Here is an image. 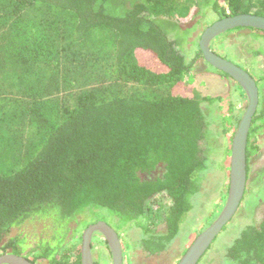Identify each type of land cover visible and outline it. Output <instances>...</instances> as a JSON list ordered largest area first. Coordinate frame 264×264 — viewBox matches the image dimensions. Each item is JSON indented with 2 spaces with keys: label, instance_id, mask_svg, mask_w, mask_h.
<instances>
[{
  "label": "trees",
  "instance_id": "trees-1",
  "mask_svg": "<svg viewBox=\"0 0 264 264\" xmlns=\"http://www.w3.org/2000/svg\"><path fill=\"white\" fill-rule=\"evenodd\" d=\"M195 10L214 14L206 29L230 16L264 17V0H0V256L81 264L82 234L104 216L122 246V226L141 229L142 252L154 256L179 235L202 189L215 124L225 143L223 167L217 166L229 172L225 141L232 142L241 120L234 98L246 96L215 69L231 81L229 94L196 98L190 92L196 65L208 63L199 49L185 56L162 20L182 22ZM238 32L255 36L253 57L264 56V31L239 28L217 39ZM240 67L259 89L249 171L256 135L264 132V68ZM205 101L218 104L215 124ZM159 167L162 177L141 178ZM151 205L162 219L148 225ZM157 220L159 235L150 230ZM30 221L40 227L9 237ZM243 251L245 264H264V223L245 230L230 254L239 259Z\"/></svg>",
  "mask_w": 264,
  "mask_h": 264
},
{
  "label": "rangeland",
  "instance_id": "rangeland-1",
  "mask_svg": "<svg viewBox=\"0 0 264 264\" xmlns=\"http://www.w3.org/2000/svg\"><path fill=\"white\" fill-rule=\"evenodd\" d=\"M192 13V15L190 14L189 17L182 22L177 20V17L162 19L169 24L171 39L178 40V49L188 58H193L195 50L199 49L200 37L205 30V26L211 20H215L214 14L210 16L208 13H205L206 16H204L201 11L199 14L196 13V10ZM250 35L251 34L246 32L230 33L225 39H216L212 44V49L222 57H228V59L237 62L246 69H252L254 67L258 72L260 69L264 68V56L260 55L256 58L253 57V49H259L260 45L257 41L253 42L254 39H252V37L255 36L251 37ZM208 66L203 59L199 60L194 71V79L190 86V92L199 99L206 96L218 97L228 95L232 86L231 81L223 82L215 69L209 64ZM227 84L229 86H226ZM234 100L235 107L237 110L241 111L240 116L242 118L247 107V99L245 97L239 98V96H235ZM202 108L205 113L209 114V120H211L212 123L215 122L214 120L220 114L218 104L205 101L202 103ZM226 110L228 111V109ZM222 112H224V110ZM215 125L210 127V132L213 136L209 139L210 143L207 147L209 169L201 175L202 189L191 198L192 210L188 214L181 232L168 245L164 252L149 256L142 252L141 245L145 235L142 233L141 229L128 225L122 226L120 234L124 243V246H122L124 264H178L195 239L216 220L213 218H216L218 214L221 213L228 197L229 172L217 166L218 164L220 167H223L222 163L224 161L222 157L225 143L222 137L218 135V129ZM256 139L258 152L250 159V179L247 181L246 187L248 191L241 205V210L226 234L221 236L216 243L212 244V248L209 249V253L207 252L204 255L203 261H200V264L230 263L229 260H227L228 263L224 260V255L235 239V231H239L247 225H258L264 220L262 219L264 217V132L257 133ZM225 142L230 146L232 144L229 140ZM163 174V167H159L152 174L142 175L141 178L143 180H151L162 177ZM221 186L223 188H221ZM224 186H227L228 189ZM158 200L162 202L161 204L163 207H168L170 205L165 195L159 196ZM150 209L148 213V225L152 224L155 219H162L161 216L152 215L154 213L153 205L150 206ZM103 218L106 223L114 228L110 218L108 219L106 216ZM40 223V221L27 222L20 229L14 228L9 237L16 236L18 233L24 231L30 232L32 228L40 227ZM154 223L155 225L152 226L150 230H154V233L158 235L161 234L162 221L157 220ZM96 236L98 237L95 240V249L92 251L94 261H99L100 264H112V255L104 244L103 237L99 234H96ZM8 239L9 238L5 239L1 245L5 244ZM107 255H110V257L108 256L109 260L105 261V256Z\"/></svg>",
  "mask_w": 264,
  "mask_h": 264
},
{
  "label": "water",
  "instance_id": "water-1",
  "mask_svg": "<svg viewBox=\"0 0 264 264\" xmlns=\"http://www.w3.org/2000/svg\"><path fill=\"white\" fill-rule=\"evenodd\" d=\"M256 29L264 31V17L255 14H241L216 21L206 28L199 41V50L204 60L214 69L231 77L244 92L247 107L235 131L229 158V190L227 201L218 218L205 229L189 247L178 264H198L223 229L236 215L248 181L247 146L253 117L259 106V89L256 80L244 68L217 54L213 42L235 29ZM95 234L103 237L112 255V264H123V249L117 231L104 221L88 226L82 234L81 264H94L92 242ZM0 264H32L27 258L11 253L0 256Z\"/></svg>",
  "mask_w": 264,
  "mask_h": 264
},
{
  "label": "flooded vegetation",
  "instance_id": "flooded-vegetation-1",
  "mask_svg": "<svg viewBox=\"0 0 264 264\" xmlns=\"http://www.w3.org/2000/svg\"><path fill=\"white\" fill-rule=\"evenodd\" d=\"M250 179V176H249V171H248V180ZM247 189H246V191H245V194H244V198H243V201L241 202V205H242V203L244 202V200H245V197H246V193H247ZM241 205H240V207H239V209H238V211H237V213H236V215L233 217V219H232V221L223 229V231L220 233V235L217 237V239L215 240V242L214 243H216L218 240H219V238L221 237V236H223L224 234H226V232H227V230L229 229V227L231 226V224L233 223V221H234V219H236V217L238 216V213H239V211L241 210ZM220 213V212H219ZM218 216H219V214H218ZM218 216L216 217V218H213V219H217L218 218ZM262 219H264V217L262 218ZM99 221H102V220H97L95 223H97V222H99ZM104 222H106V221H104ZM95 223H93V224H95ZM264 223V220H262V222H260L258 225H253V224H251V225H247V226H245L244 228H242L241 230H239V231H235V233H234V240H233V243L229 246V248H228V250H227V252H226V254L224 255V260H226V262H227V260H229L230 261V263L231 264H245V262L246 261H248L247 259H248V253L247 252H245V251H243V252H241V254L242 255H244V257L243 258H236V257H233L230 253V250H231V248L234 246V244L239 240V239H241L242 237H243V235H244V231L245 230H247L248 228H259L262 224ZM108 224V223H107ZM109 225V224H108ZM98 236H96V234L94 235V237H93V242H92V245H95V240H96V238H97ZM210 248H212V246L210 247ZM209 251V250H208ZM207 251V252H208ZM209 253V252H208ZM206 257V256H205ZM203 259V258H202ZM200 260L201 262L203 261V260ZM201 262H199L198 264H200ZM228 263V262H227ZM230 263H228V264H230ZM250 264H262L261 262H256L254 259L253 260H250Z\"/></svg>",
  "mask_w": 264,
  "mask_h": 264
},
{
  "label": "crops",
  "instance_id": "crops-1",
  "mask_svg": "<svg viewBox=\"0 0 264 264\" xmlns=\"http://www.w3.org/2000/svg\"><path fill=\"white\" fill-rule=\"evenodd\" d=\"M241 96H239V98H240ZM242 98V97H241Z\"/></svg>",
  "mask_w": 264,
  "mask_h": 264
}]
</instances>
